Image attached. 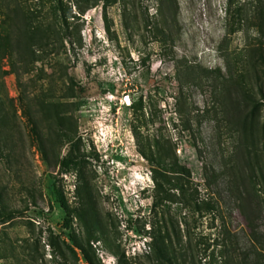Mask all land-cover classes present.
Wrapping results in <instances>:
<instances>
[{"label": "rangeland", "instance_id": "rangeland-1", "mask_svg": "<svg viewBox=\"0 0 264 264\" xmlns=\"http://www.w3.org/2000/svg\"><path fill=\"white\" fill-rule=\"evenodd\" d=\"M232 1L0 0V264H90L81 246L96 264H153L157 229L205 264L264 257V215L229 185L248 169L231 131L246 113L264 148V0ZM163 136L214 211L155 201L142 149Z\"/></svg>", "mask_w": 264, "mask_h": 264}, {"label": "trees", "instance_id": "trees-1", "mask_svg": "<svg viewBox=\"0 0 264 264\" xmlns=\"http://www.w3.org/2000/svg\"><path fill=\"white\" fill-rule=\"evenodd\" d=\"M228 1L229 6H231L233 1ZM83 3L84 4L80 2V4H78L79 10L82 13L89 5L88 0H83ZM61 9L62 7L59 6V10ZM236 11H238V9ZM22 34H24V38H22L27 41L35 40L34 38L37 37L34 31H28L27 29H25ZM37 40L41 42L42 38H37ZM252 51L254 52L255 49H252ZM14 53L18 55L19 60L23 59V52L20 48L16 50L14 48L10 49V55H14ZM261 62L264 64V58ZM245 70L248 69H246L245 64H243V68H241L243 79H245V76L248 74V71L246 73ZM217 71L220 70L218 69ZM232 82L235 86L238 85L240 89H242L243 96H249L242 87L241 79L233 77ZM244 118L243 122L238 123V127H232L231 131L237 132L240 135L236 152L238 151V153H240L242 163H245L248 169L241 170L239 165H237L238 173L232 175L229 185L230 190L236 194V201L239 206L242 207L246 217L250 218L252 216L257 217L264 215V148L259 146V143L256 144L255 138L257 135L253 129V123L247 120V113ZM62 123L63 122H61V124ZM62 127L64 129V124ZM32 130L40 144L44 159L47 160L46 142L36 124H32ZM63 131L64 138L67 142H70V148L60 160V163L64 169L69 170L77 165L78 155L76 151L78 146L72 139L73 135L65 129ZM142 153L152 165L155 164L152 168V177L155 182V201H170L192 205L197 211H202V209L205 211L215 210L216 206L214 201L210 199H200L197 189H192L190 185L191 170L179 161L175 153V147H173L169 138L163 136L161 140L153 139L152 143L149 142L142 149ZM217 175V173L214 174V176ZM246 206H248L249 211L246 210ZM173 232L176 237L175 241H173L168 231L162 232L160 229H157L152 233V241L150 244L151 251L147 254V257L152 260L153 264H205L201 261L198 254L192 253V251L187 253L183 249L177 250L176 245H181L183 235L180 229H178V231L174 229ZM81 250L85 259L90 264H96L94 260L95 254L89 247L81 246ZM242 262L241 264H264V257L258 255L253 260L246 258L243 259ZM118 264L133 263L128 262L123 257H119Z\"/></svg>", "mask_w": 264, "mask_h": 264}, {"label": "bare ground", "instance_id": "bare-ground-1", "mask_svg": "<svg viewBox=\"0 0 264 264\" xmlns=\"http://www.w3.org/2000/svg\"><path fill=\"white\" fill-rule=\"evenodd\" d=\"M130 104V103H129Z\"/></svg>", "mask_w": 264, "mask_h": 264}]
</instances>
